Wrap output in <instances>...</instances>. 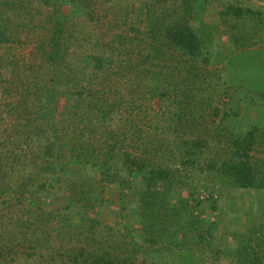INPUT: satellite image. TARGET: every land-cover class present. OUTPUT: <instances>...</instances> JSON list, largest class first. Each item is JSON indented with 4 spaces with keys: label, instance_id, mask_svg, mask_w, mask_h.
<instances>
[{
    "label": "trees",
    "instance_id": "1",
    "mask_svg": "<svg viewBox=\"0 0 264 264\" xmlns=\"http://www.w3.org/2000/svg\"><path fill=\"white\" fill-rule=\"evenodd\" d=\"M38 1L50 5L51 8L60 6L61 0ZM66 1L71 5V17L81 9H87L94 14L106 11V8L98 10L94 6V0ZM106 1L112 3L113 14L105 24L106 43L114 56L90 57L92 71L98 72L82 76L83 71L79 67L70 70L57 37H53L50 40L53 43L48 46L45 43L37 45L36 55L41 54L42 59L49 63L46 68L50 71L48 83L42 86L33 81H24V71L18 61L14 63V70L9 74L2 70L0 64V124L7 125L4 118H1L6 110L16 115L10 120L13 126L9 125L15 136H24L33 131L37 149L31 151L30 156L36 158L34 161L40 167L35 175L29 174V189L24 191L27 195L26 201L33 200V213L36 215L35 220H38L33 224H30L31 221L19 220L21 226L20 229H15L17 233L5 234L4 242H8L1 246L0 256L4 252L11 253L17 244L15 234L29 235L28 239H32L33 236L28 231L35 228L39 230V217L41 220L45 212L42 207H50L53 212L79 204L77 192L69 197L67 194L59 196L62 181L59 174L71 162L68 156L76 152L84 165L89 161L98 171L99 177L95 179V186L98 184L105 189V184L114 181L117 176L122 186L119 191H134L130 192L128 202L124 201L123 196H118L123 205L122 209L129 211L130 219L124 224L128 229L126 240L129 242L123 247L129 245L132 252L125 253L124 249L122 252L121 247L117 246L119 254L107 255V252L95 249L93 234H87L81 240L87 241V245L79 243L70 246V257L77 258L71 261H84L87 264H168V257H171L174 264H184L182 255L177 250L187 247L195 252H210L216 258L230 257L231 264H264V257L258 256L248 247H243L241 252L245 255V262L236 259L241 256L238 248L230 251L225 249L226 240L215 234L221 219L211 221L208 215L200 212L202 200L196 191L188 192V197L185 198L177 196L178 190L184 188L182 182L193 179L192 173L201 171L214 177H223L239 189L264 190V160L254 159L251 155L260 138L264 139V85L255 82L254 88H246L239 81L228 84L223 76L229 70H234L236 77L242 75L241 62H236L237 55L241 53L250 56L251 62L257 61L258 64L261 61L264 46L255 45L257 42L264 43L263 37L258 34L246 37L242 31L245 26L240 28L234 20L235 17L249 16L252 21V17L259 15L260 11L251 5H219L221 34L220 38H215L209 32V9L214 4L213 0H139L138 5L132 9L133 14L125 16H132L131 19L123 22L118 16L120 12L125 13L128 10L127 5L122 8L117 4L119 8L115 10L113 2ZM15 2L18 7L23 0ZM15 6L0 9V48L3 49L5 45L8 53L11 44L21 41L23 28H26V32L32 29L24 21H9L12 15L18 18L17 14L12 13ZM191 9L196 13L199 26L192 25L188 18ZM227 16H231L233 22L226 19ZM102 20L104 19L100 21L101 33L104 27ZM142 22H146L147 26L144 31H139ZM221 35H227L231 46L221 41ZM113 64L114 69L108 72ZM211 64L214 65L213 71L205 68ZM29 67L33 69L34 65ZM262 69L264 71V65ZM112 75L120 81V86L126 87L127 96L120 95L119 98L106 102V94L111 91L106 88V79H110ZM129 76H132L131 79H126ZM140 83L145 89L142 95ZM60 90L61 95L66 97L62 107L54 114L55 100L60 96ZM209 90L228 98L227 102H223L224 122L231 117L235 120L239 117L243 121L241 125L235 121V126H228L231 132L223 150L224 157L208 158L203 165H199L203 149L208 147V143L204 136L195 135L193 128L200 125L202 119L199 116L203 117V113L208 111L207 108L210 110L212 107V114L215 116L220 111L218 107L210 104V99L203 98L209 94ZM30 96L35 99L33 104L27 105ZM156 97L161 102H167L165 105L168 109L156 111V119L149 118L146 124L148 128L151 127L152 132L143 133L142 127L134 121L138 105L141 108L143 99L152 100ZM9 99L23 102L20 106L22 109H19L20 103L15 107L12 103L16 102H10ZM198 111L202 115L197 116ZM123 112L128 113V116L123 115ZM27 113L30 115L27 116ZM109 125L110 130H105ZM166 127L171 131L169 140L168 133L164 130ZM224 127L225 125H221L220 129ZM88 130L91 139L86 141L87 134L84 131ZM67 143L72 144L71 149L67 148ZM172 144L176 147L174 154L168 151ZM91 147H99V150ZM20 150L18 143L10 148L8 161L13 164L23 163ZM166 151L170 152L171 159H177L170 166L159 164L156 159L160 153L165 155ZM27 163L29 166H36ZM22 198L18 197L17 203ZM8 201L9 198H0V215L5 205L9 204ZM83 205L78 209L82 210ZM210 205L211 210L217 209L216 199H212ZM135 219L139 222L137 230L140 233L131 235L129 231L135 230L132 223ZM6 225L7 223L3 228ZM5 229L4 233H7ZM40 234L43 241L49 235L47 230L41 228ZM181 234H191L196 245L177 242ZM42 243L41 241L38 247L43 250L45 241L43 245ZM159 244L162 246L159 247ZM172 244L176 247H171ZM29 256L30 254L27 258ZM162 257L165 259L162 260Z\"/></svg>",
    "mask_w": 264,
    "mask_h": 264
},
{
    "label": "rangeland",
    "instance_id": "2",
    "mask_svg": "<svg viewBox=\"0 0 264 264\" xmlns=\"http://www.w3.org/2000/svg\"><path fill=\"white\" fill-rule=\"evenodd\" d=\"M193 1L194 0L191 2ZM111 2H113V9L115 10L119 8L117 4H120L122 8L127 5L128 10L125 13L120 12L118 16L119 20L123 22L131 19L132 16H125L129 13L133 14L132 9L138 5L139 0H111ZM212 2L214 4L209 9L211 16L209 32L213 37L220 38L221 34L218 6L222 4L224 7L228 4L241 6L243 4L246 6L251 5L255 10H259L260 14L252 17V21L249 16H242V18L235 17V22L239 24L240 28L245 26V28H242V31L246 37H252L254 34H258L264 39V0H213ZM94 3V6L98 10L106 8V11L94 14L87 9H81L79 13L72 14L71 17V5L69 1L66 0H61L60 6L57 5L51 8L50 5L41 4L38 0H23L18 7L15 6V4H17L15 0H1L0 9L2 10L6 6H15L13 11L11 9L9 10L17 14L18 18L16 19V17L14 18L12 15L9 19L11 23L14 21H24L26 22V26H32V29L28 32H26V28H23L24 35L20 42H15L10 45V54L7 52L5 45L2 47L3 49L0 48V64L2 70H5L7 74L11 73L14 70V63L18 61L20 68L24 71V81H33L40 86L44 83H48L50 71L46 66L49 65V63H46L42 59L41 54L36 55L38 52L37 45L39 43H45L46 46H48L53 43L50 42V40H53V37H57L59 40L58 45L61 46L65 54V59L68 61L67 63L70 66V70L71 68L79 67L83 71L82 76H89L90 74L98 72L92 71L90 57L99 56L107 58L108 56H114L113 51L107 46V36L105 35L107 27L105 24L113 17V14L111 10L112 3L106 0H94ZM190 11L191 14L188 15L190 22L194 26H199L200 23L196 13H194L192 9ZM184 12L185 10L183 14ZM101 19H104L102 20V24H104L102 29L103 34L100 31ZM226 19L233 22L231 16H227ZM145 26H147L146 22H142L138 30L144 31ZM213 32L214 34H212ZM131 33L133 32H130V34ZM221 41L231 46V41L227 35H221ZM260 45L264 46V43L257 42L255 46ZM237 57L238 60L236 62H241L242 75L236 77L233 73L234 70H229L228 74L224 72L223 76L226 81L229 82L228 84L232 81H239L245 85L246 88H254L255 82H260L261 85H264V71L262 69V65H264V54L261 55V61L258 64L257 61L251 62L250 56L247 54L245 55V53H241L237 55ZM132 62L135 64L134 61ZM249 64L251 66H249ZM31 65H34L33 69L29 67ZM62 65L66 66L65 63ZM114 67L115 64L111 65L108 72H111ZM205 68L213 71L214 65L211 64ZM99 73L102 74V72ZM30 74L32 75L29 76ZM12 75H10L9 78H11ZM131 77L132 76H129L126 79H131ZM221 80H223V78H221ZM125 81L129 82L130 80ZM196 81L199 82V80ZM119 83L120 81H117L114 75L110 76V79H106V88L111 90L106 94V102L116 97L119 98L120 95L127 96L125 94L126 87L120 86ZM60 87H62V84ZM67 87H69V84ZM141 90V93L139 92L140 95L143 94L142 92H144L145 89L142 87ZM61 93L62 90H60V96L55 100L56 110H54V114H56L59 108L64 104L66 96L61 95ZM203 98L210 99V104L218 107L220 111L218 116L212 114V107L210 110L207 108L208 111H205L203 115L200 113L201 110L197 113V116L201 114L203 117L199 116V118L202 119L201 123L193 128V132H195V135L207 138L208 143V147H204L203 149V155L199 160L200 163L198 162L199 165H203L208 158L213 157L217 159L224 157L222 156L225 154L223 150L227 145V137L231 132V128H228V126H235L236 122L238 125H241L243 121L239 117H237V120L231 117L227 119V121H223L222 115L224 112L223 110H225L223 102H227L228 100L226 96L224 97L223 95H219L218 92L213 93L212 90H209V94L204 95ZM34 99V96H30L27 105L33 104ZM9 100L10 102H16L12 103L15 107L20 103L19 109H22L20 106L23 105V102H17L15 99ZM165 103L167 102H161V99L156 97L152 100H148L147 98L146 100L143 99L141 108L138 105V111H136L137 117L136 119L134 118V121H136L139 127H142L143 133L147 131L152 132L151 127L149 126L148 128V125H146L147 121L149 118L152 120L153 117L156 119V111L160 112L163 109V111L168 109ZM4 112L5 114L2 115L1 118H4L7 125L1 126L0 124V165H3V167L0 166V198H2V200H7L9 198V204L5 205V209L2 210L0 215V229L7 223L4 227L7 233H4V228L0 230V249L4 243L8 242H4L5 234L11 235L17 233L15 229H20L19 226H21V223L19 220L26 222L31 221L30 224L38 220H35L36 215L33 213L35 212L33 200L29 202L26 201L25 198H27V195L24 194V191L29 189V174L33 176L36 174L35 171L40 169V167H37L38 163L34 161L36 158L30 156V152L37 149L35 146L37 140L32 136L33 131L30 133L28 132L24 136H15V134L12 133L11 126L13 125H11L10 120L11 118H15L16 115L6 110H4ZM122 114L128 116L126 112ZM28 115L30 114L27 113V116ZM221 125H225V127L220 129ZM110 127L109 125L105 130L109 131ZM168 127L164 130L166 134L168 133L167 137L169 140L171 131L168 130ZM88 132L89 130L84 131V133L87 134L86 141L91 139V135H89ZM174 136L175 135H173V137ZM17 143L21 147L19 154L23 157V163L13 164L8 161L7 154L8 150L12 147L14 148ZM90 143H88V146ZM66 145L67 148H72L71 143H67ZM175 148V145L172 144L168 151H172L174 154L176 153ZM94 149L97 151L99 147ZM168 151H166L165 155L160 153L158 158L156 157L159 164L170 166L171 162L177 160L176 157L171 159L170 152ZM38 152L41 154L39 148ZM251 155L254 159L261 158L264 160L263 137L260 138L258 146L254 148ZM68 157L71 159V162L67 163L59 174L62 180L60 183L59 196L67 194L69 197L73 192H77L76 197L79 198V204L71 208H62L60 211L53 212L50 207H42L45 212L41 217L42 221L39 217V230L35 228L28 231L30 236H33L30 240L28 239L29 235H21L20 233L16 236L15 234L17 244L10 254L4 252L0 256V264H36V262L37 264H42L45 260L47 264H87L84 261H81V263L79 261H71L73 259L77 260V258L73 256V258L70 257L72 254L70 246H76L79 245V243L81 245H87V241H81L87 234H93L92 238L95 240L93 246H96L95 249L107 252V255H109V253L113 256H116V253L119 254L117 246L121 247L122 252L124 249L125 253L131 254L132 249L129 245L126 248L123 247L129 242L126 240L128 229L124 227V224L130 220L129 211L122 209L123 205L118 196H123L124 201L128 202L130 192L134 193V191L132 190L129 192L125 189L119 191V187L122 186H120L119 182L121 181L117 176L114 178V181L105 184V189L100 188L98 184L95 186V179L99 177V174L98 171L93 168L92 163L86 161L84 165L82 159H80V156L76 152ZM62 160L65 161L64 158H62ZM27 162L36 166H29ZM192 175L194 180L188 179L182 182L184 188L178 190L177 196L179 198L188 197V192L190 191H196V193L199 194L202 200V204L199 208L201 209L200 212L203 213V215H208V219L211 221L221 219L220 231L218 229L215 234L218 237L223 236L226 240L225 249L227 251L235 250L236 248L239 249L238 252H240L241 256L236 258L234 255V258L245 262V255L241 253L244 250H242L243 247H248L254 250V253L258 254V256L264 257V190L255 191L251 189H239L233 184H230V182L223 177H214L212 174H207V172L201 171V173H192ZM18 197L23 198L18 200L19 202L17 203ZM212 199H216L218 204L215 210H211L212 206L210 203ZM85 200H87V204L84 203ZM81 205H83V209L79 210L78 208ZM123 215H125V218ZM132 223L135 230H130L129 232L131 235L139 234L140 230H137L139 222L135 219ZM40 228L41 230H47L49 234L44 238L45 243L43 241V236L40 234ZM34 238H36V241ZM41 241L44 243L43 248L46 251L43 256H41V254H43L44 251L38 247ZM181 241L191 246L193 243L191 234L179 235L177 242ZM193 244L196 245L195 243ZM198 245H200V243ZM161 246L162 244H159V247ZM171 247L176 246L172 244ZM177 252L182 255L184 264H231L230 257L222 256L216 258L212 257L210 252L209 254L199 251L195 252L187 247H181ZM29 254L30 256L27 258ZM47 255H49L50 258L47 257ZM164 259L165 257H162V260ZM167 263L174 264L175 261L173 258L168 257Z\"/></svg>",
    "mask_w": 264,
    "mask_h": 264
},
{
    "label": "clouds",
    "instance_id": "3",
    "mask_svg": "<svg viewBox=\"0 0 264 264\" xmlns=\"http://www.w3.org/2000/svg\"><path fill=\"white\" fill-rule=\"evenodd\" d=\"M43 251H44V253H43V252H42V253H43V255H44L46 251H45L44 249H43ZM49 258H50V257H49ZM44 262H45V263H47V261H46V260H45Z\"/></svg>",
    "mask_w": 264,
    "mask_h": 264
}]
</instances>
